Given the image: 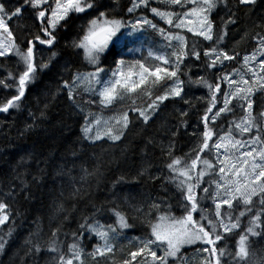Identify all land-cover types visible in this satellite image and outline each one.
Returning <instances> with one entry per match:
<instances>
[{
  "label": "snow or ice",
  "instance_id": "snow-or-ice-1",
  "mask_svg": "<svg viewBox=\"0 0 264 264\" xmlns=\"http://www.w3.org/2000/svg\"><path fill=\"white\" fill-rule=\"evenodd\" d=\"M153 2L156 7L151 6ZM257 2L237 0L238 6L250 8ZM117 4L118 0L111 4L105 0H0V58H14L13 66L0 63V88L15 92L0 102V113L20 110L29 88L56 68L60 84L53 98L61 91L67 93L68 100L82 115V140L93 145L115 144L126 137L135 121L147 127L165 101L182 100L191 107V100L185 99L186 88L199 85L208 90L206 98H197L204 99L207 105L192 134L195 136L202 126L199 142L178 156L174 138L179 129L171 132L167 144L154 136L147 137L143 151L146 154L149 147L159 148L167 161V176L154 174L150 163L141 164L130 181L126 175L118 176L112 181L111 198L99 205L91 203V211L80 216L77 227L65 231L76 211V202L89 197L94 183L98 188L103 176L99 160L91 168L86 162L77 165L81 155L72 150L71 165L67 161L56 164L53 172L54 180H66L69 185L67 196L61 191L54 202L50 223L55 220L56 226L45 234L41 217L32 222L34 228L24 240L20 264H40L41 256L50 258L48 264H85L86 258L92 264L102 260L117 264L114 241L125 230L137 227L146 231L132 238L130 243H135V250L128 252L119 264H134L137 258L143 264H196L195 257L186 254L187 247L196 249L198 264H264V248L254 249L252 244L253 240L264 241V107L260 111L254 109L256 97L264 94V23L256 25L261 29L252 36L256 47L243 55L239 66L215 75L214 81L209 82L203 76L193 79L191 69L185 70L186 58H195V63L203 56V68L216 71L218 65L226 69L225 62H236L240 57L239 52L229 54L224 47L228 26L237 22L236 13L230 12L226 20L222 18L219 26L212 19L221 5L227 8L228 0H130L129 16L146 9L168 28L158 26L145 15L134 21L125 20L115 14ZM25 13L33 19L37 31L29 32L26 26L17 24V29L25 33L21 44L10 24ZM74 19L84 22L62 49L77 55L82 51L83 61L91 71H72L68 63H58L62 50L57 49V33L71 30ZM146 28L157 32L162 43L155 50L149 47L142 59L125 60L126 54L143 52L141 36ZM188 33L192 34L191 43ZM203 42H208V46L201 47ZM137 43L140 47H129ZM109 55L115 65L110 72L103 67ZM65 72L70 79L63 78ZM157 90L159 94H155ZM83 95L96 99L77 103V97ZM125 100L127 107L107 118L84 106L98 104L101 109H108ZM261 104L264 105V96ZM48 108V103L41 107L37 98V112L29 110L31 123L25 125L21 136L47 119ZM188 115V111H180V123L185 128ZM229 115L233 119L221 124ZM162 129L167 130L166 126ZM33 160L45 164V168L37 169V174L27 167ZM48 163L32 152L20 157L13 169L15 183L7 191L0 189V226L11 217L12 207L6 201H14L21 194L29 199L31 184L44 180ZM109 163L119 165L115 159ZM141 181H162L163 195L144 199L131 192L115 191L121 185ZM165 185L173 186L178 194L175 205L170 202ZM66 202H73L71 209L65 206ZM16 215L20 213L17 211ZM13 231L9 227L7 233L0 235V253L9 243L5 237L10 238ZM93 238L96 244L88 251L85 241ZM229 240L233 243H226Z\"/></svg>",
  "mask_w": 264,
  "mask_h": 264
},
{
  "label": "trees",
  "instance_id": "trees-1",
  "mask_svg": "<svg viewBox=\"0 0 264 264\" xmlns=\"http://www.w3.org/2000/svg\"><path fill=\"white\" fill-rule=\"evenodd\" d=\"M130 0H118V4L115 8V14L119 17H123L125 20H135L139 15H145L151 18L154 23H158V26L168 28L163 21L154 18L150 11L146 9L137 10L131 16L127 14V7ZM106 4H111L112 0H105ZM153 7H156L155 2L152 3ZM230 12H235L236 23L229 25L227 28V37L224 42L225 50L232 54L233 51L239 52L240 57L236 62H225L227 68H221L219 65L216 71L203 68V56H201L200 62H195V58L187 60V67L191 69L190 74L193 79L197 76L205 77L209 82L214 81L215 75L223 71H231L233 65L239 66L238 61L243 54L249 53L256 47L255 42L252 40V36L256 32L261 31L256 25L264 23V0H258L257 5L254 8L238 6L237 0H228L227 8L221 5L218 10L213 14L212 19L217 26L220 25L221 19H227ZM83 20L74 19L73 27L69 31L61 30L57 33L60 43L57 45L58 50H62V55L59 59V64L68 63L72 71L80 70L83 72L91 71L92 69L83 61L82 51L80 55L68 50H63L62 46L68 39L76 35V32L83 23ZM17 24L21 27H25L29 32H36L37 27L31 19L28 13L24 14V17L20 20H13L10 27L13 29L14 34L17 37V42L23 44L25 40V33L17 29ZM247 33V35H246ZM151 35V39L147 38ZM189 42L191 43L192 34H187ZM244 37V39H242ZM30 38V37H29ZM202 40V38H200ZM143 41V52L139 54L132 53V55H124L125 60L131 61L135 59H142L147 56V50L151 47L155 50L162 43L161 37L157 32L152 31L150 28H146L141 36ZM139 45L135 44L134 47ZM131 44L129 45V47ZM208 42H203L201 47H207ZM125 53L127 49L123 50ZM0 63H6L9 66L14 65V58L11 60H3L0 58ZM112 63L111 55L104 61L103 67L111 71L112 65L106 67V65ZM113 64V63H112ZM115 66V65H114ZM15 71V68L13 67ZM64 79H70V74L65 72ZM107 78V77H105ZM183 78V77H182ZM60 84V77L57 74L56 68H53L51 72L44 74L39 83L29 88L26 97L23 100L20 110H10L9 113H0V189L7 191L10 184L15 183L13 180V169L16 167L17 161L21 156L27 152L34 153L38 159H47L49 161L46 168V175L42 182L33 183L30 186L31 196L25 200L24 195H19L14 201H6L11 204L12 212L10 221L5 225L0 226V235H4L8 232L9 227H13L14 231L12 236L5 237L9 240L6 250L0 253V264H20L19 257L24 254V240L28 236L29 232L33 230V221L37 217H41L43 220V227L45 234H50L51 228L56 226L55 220L50 223V217L52 216V209L54 202L60 198V192L63 191L65 196L69 191V185L66 180L53 179V172L56 164L64 163L67 161L71 165L72 157L70 155L72 150H77L81 155V160H77L76 164L86 162L91 168L97 160L102 163L101 171L103 176L101 178L100 186L97 188L95 183L91 190L90 196L76 202V211L73 213L72 218L65 225V231L73 230L77 227V223L80 221L82 214H88L91 211V203L99 205L102 201L111 198L112 194V181H114L120 175H126L130 181L135 175L138 167L141 164L150 163L154 166V174L167 176V170L164 165L167 163L163 154L159 148L149 147L144 150V140L149 136H154L157 141L163 140L165 144L168 143V139L171 136V132L177 131V135L174 138L175 154L182 156L193 149L199 142V131H202L200 126L199 131L195 136L193 132L197 129L198 121L203 115L207 105L204 99L208 95L207 88L199 85H192L186 88L187 95L185 99L191 100L192 106L185 105L182 100H169L165 101L164 105L158 115L151 121V123L145 127L140 121H135L128 130L126 137L121 142L115 144L111 142L88 144L81 138L80 126L83 123L82 115L77 112L71 102L67 98V93L61 91L58 95L53 94L57 92V88ZM160 90H157L155 94H159ZM14 90H4L0 88V102H3L5 98H10L14 95ZM264 94L256 97V103L254 109L260 111L264 105L261 104V98ZM37 98H39L40 106L44 103L49 104L47 119L40 123L39 127L34 131L21 136V131L25 125L31 123L28 112L29 110L37 112ZM96 99L89 95H83L77 97V103L83 104L86 100ZM128 101L125 100L122 104L117 103L113 107L108 109H101L98 104L84 105L86 108L93 112L103 114V116L110 117L113 113L119 112L122 108H126ZM188 111L189 115L185 119L187 120L188 127L181 126L180 111ZM239 116V111H237ZM135 120V117H131ZM231 115L224 117L220 123L224 124L226 120H231ZM162 126H166L167 130L162 129ZM113 159L119 161V165L116 163H109ZM28 170L32 174H37L38 168H45L44 163H37L33 160L30 165L27 166ZM30 180L31 177L29 176ZM161 182L153 184L152 182L141 181L138 184H124L119 186L115 191L131 192L133 195H137L139 198L151 199L163 195L161 188ZM63 185V187H62ZM169 189L168 195L171 198L170 202L174 205L179 199L178 194H175V190L171 185H165ZM73 202H66V207L71 209ZM207 206V205H206ZM17 211L20 213L16 215ZM179 215V212L176 213ZM62 219V217L60 218ZM14 221V224L12 223ZM111 222V221H109ZM146 230L140 227L131 230H125L122 235L114 241L116 245L115 260L117 264L125 258L126 254L135 250V243L132 241L133 237L141 236ZM226 243H233L232 240L226 241ZM96 244V240L85 241V246L88 251H91L92 246ZM254 249L264 248V241H252ZM186 254L195 257L196 264H198L199 257L196 255V249L194 247H187ZM48 256H41L40 264H48ZM85 264H92L90 259L86 258ZM99 264H109L108 260H102ZM134 264H143L140 258Z\"/></svg>",
  "mask_w": 264,
  "mask_h": 264
},
{
  "label": "rangeland",
  "instance_id": "rangeland-1",
  "mask_svg": "<svg viewBox=\"0 0 264 264\" xmlns=\"http://www.w3.org/2000/svg\"><path fill=\"white\" fill-rule=\"evenodd\" d=\"M129 6H130V2H129ZM129 6H128V7H129ZM128 7H127V8H128ZM150 14H152V13L150 12ZM152 15H153V14H152ZM139 16H140V15H139ZM136 18H137V17H136ZM136 18H135V19H136ZM132 19H133V18H132ZM132 19H130V20H132ZM149 19H151V18H149ZM157 19L159 20V18H158V17H157ZM147 38L151 39V35H150V36H148ZM130 47H134V45H133V44H131V46H130ZM136 47H140V44H139V45H137ZM126 53H127V51H126ZM136 53H137V54H139V52H136ZM249 53H250V52H249ZM246 54H247V53H246ZM128 55H132V54H128ZM243 55H245V54H243ZM243 55L241 56V59H242ZM241 59H240V60H241ZM240 60L238 61V63H240ZM110 65H112V67H115V66H114V64H112V63H111V64H108V65H106V67H108V66H110ZM235 67H238V66H236V65H233L231 68H235ZM102 115H103V114H102ZM239 115H240V114H239ZM104 117H105V118H107L106 116H104Z\"/></svg>",
  "mask_w": 264,
  "mask_h": 264
}]
</instances>
